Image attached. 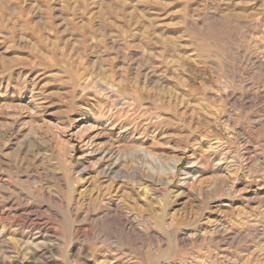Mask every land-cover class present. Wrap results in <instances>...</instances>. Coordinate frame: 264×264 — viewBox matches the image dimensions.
I'll use <instances>...</instances> for the list:
<instances>
[{"label":"rangeland","instance_id":"1","mask_svg":"<svg viewBox=\"0 0 264 264\" xmlns=\"http://www.w3.org/2000/svg\"><path fill=\"white\" fill-rule=\"evenodd\" d=\"M0 264H264V0H0Z\"/></svg>","mask_w":264,"mask_h":264},{"label":"bare ground","instance_id":"2","mask_svg":"<svg viewBox=\"0 0 264 264\" xmlns=\"http://www.w3.org/2000/svg\"><path fill=\"white\" fill-rule=\"evenodd\" d=\"M118 159L116 158V160H115V162L117 161ZM121 176H124V175H121ZM117 177V176H116ZM143 190H144V188H143ZM146 190V189H145ZM147 192V191H146ZM148 195V194H147ZM148 197V196H147Z\"/></svg>","mask_w":264,"mask_h":264}]
</instances>
